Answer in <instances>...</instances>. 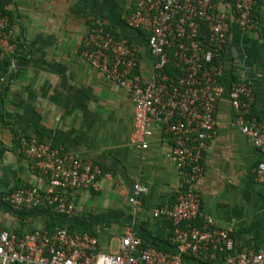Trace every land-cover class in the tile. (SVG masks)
I'll list each match as a JSON object with an SVG mask.
<instances>
[{
	"label": "crops",
	"instance_id": "1",
	"mask_svg": "<svg viewBox=\"0 0 264 264\" xmlns=\"http://www.w3.org/2000/svg\"><path fill=\"white\" fill-rule=\"evenodd\" d=\"M12 23L13 51L0 48V77L8 91L0 110V224L18 236L36 229L66 228L96 236L98 250L114 253L128 232L143 244L163 252L175 251L173 223L153 211L172 205L181 176L169 156L173 138L161 122L154 124L147 149L131 143L134 105L128 91L108 81L82 56L84 40L100 20L119 38L138 46L137 72L142 81L154 72L146 34L132 28L127 16L134 0H3ZM220 8L230 9L226 0ZM257 25L231 27L222 52L216 126L203 150V173L196 182L202 209L217 227L227 229L236 250L264 249V183L257 170L264 147L245 136L231 102L235 79L246 82L253 100L244 109L264 129V0H256ZM129 40V39H128ZM35 138L64 152L90 160L99 169L102 188L79 187L68 192L73 209L67 214L48 207L15 209L7 199L17 186L45 188L46 176L21 150L20 138ZM148 187L134 213L129 198L135 183ZM195 222L203 223L202 218ZM218 255L186 256V264H218Z\"/></svg>",
	"mask_w": 264,
	"mask_h": 264
},
{
	"label": "built area",
	"instance_id": "2",
	"mask_svg": "<svg viewBox=\"0 0 264 264\" xmlns=\"http://www.w3.org/2000/svg\"><path fill=\"white\" fill-rule=\"evenodd\" d=\"M225 1L134 0L127 23L147 35L154 57V72L146 82L137 72L138 46L113 35L106 21L90 28L84 40L85 61L130 95L134 105L131 143L147 149L156 121L173 138L169 156L179 168V193L172 205L155 209L153 216L172 221L175 251L146 246L130 231L122 237L117 252L104 253L98 250L96 236L87 231L44 228L21 237L0 224V264H186V256L214 259L218 253H225L218 264H264V249L236 250L230 232L217 227L204 213L196 189L203 173V150L216 126L217 102L225 90L220 58L231 27L236 24L250 30L257 25L256 0H227L229 10L220 8ZM11 23L10 16L0 11V48L8 51L16 49ZM170 64L179 73H169ZM4 81L0 77V86ZM252 100L253 91L246 82H232L231 102L239 111L236 124L256 147H264V129L244 112ZM20 146L32 159L34 169L46 176L47 184L43 189L21 187L9 194L7 199L15 209L50 207L67 214L73 209L68 192L79 187L102 188L99 169L92 161L35 138L21 137ZM257 180L264 183V163L258 166ZM147 192V186L134 184L129 198L134 213L140 210L139 197ZM200 218L203 223L197 225Z\"/></svg>",
	"mask_w": 264,
	"mask_h": 264
},
{
	"label": "trees",
	"instance_id": "3",
	"mask_svg": "<svg viewBox=\"0 0 264 264\" xmlns=\"http://www.w3.org/2000/svg\"><path fill=\"white\" fill-rule=\"evenodd\" d=\"M3 2H4L3 0H0V11L5 13V14H9L6 7H5V4H3ZM107 30H108V28H107ZM128 39L130 42H133V39L132 40H131V38H128ZM11 41L13 42V39H11ZM167 71L169 73H172L173 75L179 73V69L174 67L172 64L168 65ZM235 80H238V79L236 78ZM7 91H8V82L4 81L2 83V85L0 86V110L3 106V102H4L5 96L7 94ZM21 187H23V186H17L16 188H13L12 190H10V192L8 194H11L13 191H15L16 189L21 188ZM38 208H41V207H38ZM35 209H37V208H35ZM47 210H48V207H47ZM195 223L197 225H200V223H197V222H195ZM45 229H48V225L46 226ZM217 255H218L219 259H222V257H224V255H225V253H218Z\"/></svg>",
	"mask_w": 264,
	"mask_h": 264
}]
</instances>
